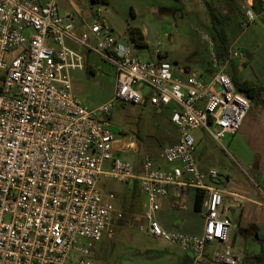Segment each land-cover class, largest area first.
Wrapping results in <instances>:
<instances>
[{
	"label": "built area",
	"instance_id": "built-area-1",
	"mask_svg": "<svg viewBox=\"0 0 264 264\" xmlns=\"http://www.w3.org/2000/svg\"><path fill=\"white\" fill-rule=\"evenodd\" d=\"M65 1L69 11L62 13L61 0H0V264H101L78 246L79 238L114 236L116 195L103 193L101 177L137 182L146 198L140 229L178 245L192 264H241L229 215L250 195L220 187L217 169L200 168L194 132L203 129L222 144L241 129L252 100L224 71L183 76L166 61L141 59L90 3ZM80 49L116 69L113 98L95 108L73 92L70 71L84 69L88 58ZM117 103L172 106L179 138L161 153L171 170L116 153L110 117ZM192 190L204 191L203 232L164 228L157 218L164 199L183 205Z\"/></svg>",
	"mask_w": 264,
	"mask_h": 264
},
{
	"label": "rangeland",
	"instance_id": "rangeland-1",
	"mask_svg": "<svg viewBox=\"0 0 264 264\" xmlns=\"http://www.w3.org/2000/svg\"><path fill=\"white\" fill-rule=\"evenodd\" d=\"M78 1L84 6L90 3L93 10L103 14L118 39L129 45L133 54L141 59L166 61L176 74L183 76L207 79L211 73L224 71L232 80L264 85V12L261 0H253L255 6L252 9L257 14L253 21H249L247 16L248 0H190L187 4L179 0ZM65 4L66 1L61 0L62 13L69 11ZM134 27L145 33L146 45L139 46L132 40L129 28ZM80 50L88 58L84 69L70 71L73 92L84 106L95 108L113 98L116 69L99 55ZM11 52L6 58L9 65L13 60ZM252 107L254 114L259 108L264 109V92L252 101ZM172 111V106L159 111L148 104H115L110 127L121 158L136 164L138 160L149 157L156 167L171 170L173 164L161 157V153L178 137L177 128L171 122ZM194 135L198 141L195 152L198 159L216 165L219 174L222 170L247 179L245 172L249 171L244 170L246 165H239L242 162L235 148L246 156L250 148L248 139L239 136L230 145L236 134L228 135L221 145L203 129L195 131ZM207 149L215 155L214 158ZM243 162L245 164V160ZM105 168H108V163ZM99 186L104 194L113 192L116 195L114 205L117 213L113 220L112 238L105 235L101 241L78 239V246L91 250L95 260L101 264H179L184 255L192 257L182 252L178 245L156 239L140 229L146 224L143 219L146 198L140 188L134 192V182L125 184L101 177ZM188 196L183 205L173 207L168 199L165 200V206L157 217L163 227L189 234L200 233L203 221L194 209L193 192ZM229 217L232 221L231 213ZM182 221L185 225L181 228ZM72 256L78 258L80 255L72 253Z\"/></svg>",
	"mask_w": 264,
	"mask_h": 264
},
{
	"label": "crops",
	"instance_id": "crops-1",
	"mask_svg": "<svg viewBox=\"0 0 264 264\" xmlns=\"http://www.w3.org/2000/svg\"><path fill=\"white\" fill-rule=\"evenodd\" d=\"M179 1L183 4H187L190 0ZM199 1L201 2L202 0ZM248 1H250V4H248V6L255 3L253 0ZM253 6H255V4ZM249 8H251V6H249ZM252 108L253 107H251L249 113L246 115L241 129L236 133L234 139L230 143V145H232L233 142L239 138V136L248 139L250 143V148L247 151L246 156L241 154L238 148H235V151L240 158L239 160H241L240 162H242L239 165H246V169H243L245 171H249L245 172L247 174V179H241L231 173H224L222 172V170H220V174L222 177L220 180V187L226 185L231 192H234L236 194L247 193L248 195H250L251 199L249 201H246L237 207H233L230 210V213L233 216L232 228L230 231V242L232 243L234 248L236 247V245H238V249L236 251L241 257V264H264V109L259 108L258 112L254 114ZM178 138L179 132L175 142L178 141ZM115 149L116 152H118V155H120L117 145L115 146ZM206 151L214 158L215 155L211 153V150L207 149ZM142 160H138V162H136V165H139ZM244 160L245 164L243 162ZM198 163L203 171H208V169L210 168H218L216 167V165L208 162H203V160L200 159H198ZM191 192H193L194 194V206L196 191L192 190ZM188 198L189 196L187 197V199ZM166 199L169 200L171 207L175 206L174 197L172 196L166 197L164 199L163 206H165ZM187 199L185 200V202L187 201ZM233 199L234 197L231 195H227L225 197V201L227 203L233 201ZM198 214H200V210L198 211ZM184 225L185 223L182 221L180 223V227L182 228L184 227ZM203 228L204 221L201 230L198 231V233L200 232L199 234L203 232ZM169 230L174 229L171 228ZM252 246H254L255 249H253L254 247ZM171 261H174L173 258H171ZM179 262V264H189L190 257L184 255V257L180 258Z\"/></svg>",
	"mask_w": 264,
	"mask_h": 264
},
{
	"label": "trees",
	"instance_id": "trees-1",
	"mask_svg": "<svg viewBox=\"0 0 264 264\" xmlns=\"http://www.w3.org/2000/svg\"><path fill=\"white\" fill-rule=\"evenodd\" d=\"M257 3V2H256ZM213 18H216L213 16ZM130 36L132 40L139 46H144L146 45L145 41V36L141 28L134 27V28H129ZM233 82L236 86V88L243 92L246 96H248L252 101H255L258 99L259 94L261 92H264V85L262 86H256L252 84L248 80H244L243 82H240L236 79H233ZM139 188L137 182L134 183V192ZM204 199V191H197L196 196H195V203H194V208L195 210L199 211L202 207V202Z\"/></svg>",
	"mask_w": 264,
	"mask_h": 264
},
{
	"label": "water",
	"instance_id": "water-1",
	"mask_svg": "<svg viewBox=\"0 0 264 264\" xmlns=\"http://www.w3.org/2000/svg\"><path fill=\"white\" fill-rule=\"evenodd\" d=\"M189 264H192V263L190 262ZM198 264H200V263H198Z\"/></svg>",
	"mask_w": 264,
	"mask_h": 264
}]
</instances>
